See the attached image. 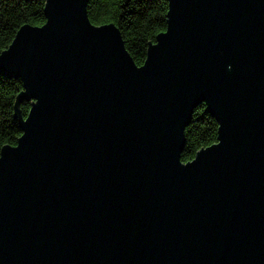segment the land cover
<instances>
[{"label":"water","instance_id":"water-1","mask_svg":"<svg viewBox=\"0 0 264 264\" xmlns=\"http://www.w3.org/2000/svg\"><path fill=\"white\" fill-rule=\"evenodd\" d=\"M89 1L46 0L0 54L23 82L0 264H264V0H167L141 66ZM200 104L218 141L183 163Z\"/></svg>","mask_w":264,"mask_h":264},{"label":"trees","instance_id":"trees-1","mask_svg":"<svg viewBox=\"0 0 264 264\" xmlns=\"http://www.w3.org/2000/svg\"><path fill=\"white\" fill-rule=\"evenodd\" d=\"M46 0H0V54L10 47L16 32L24 25L45 24ZM167 0H90L87 15L95 25L113 23L120 30L127 52L134 63L141 66L147 56L149 42L167 29ZM23 92L19 78L0 75V153L6 144L15 146L22 134L18 118L14 117L16 96ZM17 109L21 117L28 116L31 101L21 99ZM218 123L200 104L185 128V146L181 152L183 163L191 162L201 148L212 146L218 137Z\"/></svg>","mask_w":264,"mask_h":264}]
</instances>
